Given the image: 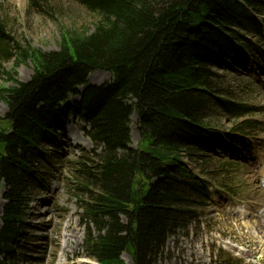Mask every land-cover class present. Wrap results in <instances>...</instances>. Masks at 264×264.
I'll list each match as a JSON object with an SVG mask.
<instances>
[{"label":"trees","instance_id":"16d2710c","mask_svg":"<svg viewBox=\"0 0 264 264\" xmlns=\"http://www.w3.org/2000/svg\"><path fill=\"white\" fill-rule=\"evenodd\" d=\"M27 1L41 8L46 0ZM73 1L96 16L93 30L62 27L58 49L49 52L14 39L0 16V78L13 81L9 60L33 64L28 81L0 87L7 106L0 115V264L18 263L37 164L48 162L43 148L75 114L93 145L74 163L86 255L98 264H125L122 254L132 264H156L166 239L198 220L210 198L181 152L205 173L225 137L239 140L217 120L233 121L237 131L253 124L238 123L255 109L234 100L212 68H246L254 41L264 40V0ZM96 70L111 73L112 82L87 84ZM71 94L78 95L73 105ZM213 264L239 262L220 255Z\"/></svg>","mask_w":264,"mask_h":264},{"label":"rangeland","instance_id":"374dc122","mask_svg":"<svg viewBox=\"0 0 264 264\" xmlns=\"http://www.w3.org/2000/svg\"><path fill=\"white\" fill-rule=\"evenodd\" d=\"M0 16L7 19L8 31L14 39L45 52L58 49L62 27L72 26L90 32L96 21L93 13L73 0H46L41 8L30 6L27 0H0ZM258 44L262 56L255 54L245 70L212 68L220 76L216 80L226 92L257 109L248 117L255 121V129L236 133L244 135L246 145L227 143L224 150L207 158L208 166L202 175L211 183L212 200L199 220L190 222L185 229L177 230L166 239L156 264H213L212 258L218 255L219 249L242 260V264H264V238L245 226L246 220H255L251 213L264 206L258 194L264 191L259 183L264 170V40ZM5 69L15 74L13 81L4 76L0 78L1 89L14 81L26 82L33 74L30 61L16 64L9 60L5 62ZM112 80V74L103 70L88 76V83L94 85ZM1 95L0 115L3 116L7 106ZM76 99L71 95L68 101L71 104ZM137 118L136 113L130 118L132 148L139 145ZM216 123L223 130L232 125V121L224 119ZM72 134L78 144L68 141L67 136ZM54 143V147L43 148L50 163L41 160L37 164V178L42 182L34 180L29 191L26 233L21 240L24 247L18 255V264H97L86 256L82 247L88 226L79 210L80 193L75 191L74 162L93 148L84 135L83 121L76 115L69 117L56 131ZM186 162L199 172L196 165L189 160ZM0 201L1 212L5 201L1 197ZM241 205L250 215L235 217L233 209ZM122 258L125 264H131L128 256L123 254Z\"/></svg>","mask_w":264,"mask_h":264},{"label":"bare ground","instance_id":"6f19581e","mask_svg":"<svg viewBox=\"0 0 264 264\" xmlns=\"http://www.w3.org/2000/svg\"><path fill=\"white\" fill-rule=\"evenodd\" d=\"M89 80L91 81V78H89ZM64 130L65 129H63V133H64ZM63 133H62V135H63ZM67 138H68V141L71 140L74 144H78V141L77 142L75 141L76 139H75L73 134L70 135V137L67 136ZM263 179H264V176L261 177V180H263ZM259 183H260V181H259ZM258 194H261V196H262V199L260 198L261 202H264V191L263 192H258ZM1 206H2V201H0V209H1ZM233 211H234L235 217H238V218H240V217L243 218V217H246V216L250 215L244 209V207L234 208ZM252 217H254L255 220H253V221L246 220L245 221V226L248 227L250 230L254 229L258 235H260L261 237L264 238V206H262V209H260L256 213H254V215H252ZM256 242H258V241H256Z\"/></svg>","mask_w":264,"mask_h":264}]
</instances>
